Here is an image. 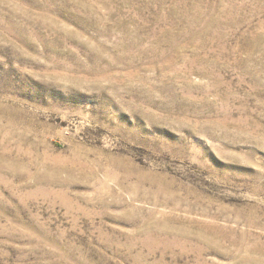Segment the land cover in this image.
Listing matches in <instances>:
<instances>
[{
    "label": "rangeland",
    "instance_id": "1",
    "mask_svg": "<svg viewBox=\"0 0 264 264\" xmlns=\"http://www.w3.org/2000/svg\"><path fill=\"white\" fill-rule=\"evenodd\" d=\"M0 264H264V0H0Z\"/></svg>",
    "mask_w": 264,
    "mask_h": 264
}]
</instances>
